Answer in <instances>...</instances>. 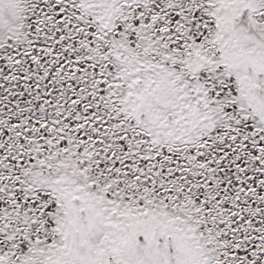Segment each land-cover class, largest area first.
I'll list each match as a JSON object with an SVG mask.
<instances>
[{"label":"snow or ice","instance_id":"1","mask_svg":"<svg viewBox=\"0 0 264 264\" xmlns=\"http://www.w3.org/2000/svg\"><path fill=\"white\" fill-rule=\"evenodd\" d=\"M0 264H264V0H0Z\"/></svg>","mask_w":264,"mask_h":264}]
</instances>
